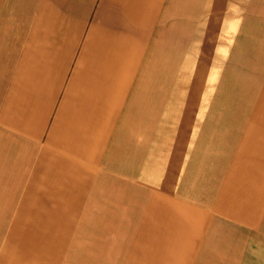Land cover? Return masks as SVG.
<instances>
[{
	"label": "crops",
	"instance_id": "obj_1",
	"mask_svg": "<svg viewBox=\"0 0 264 264\" xmlns=\"http://www.w3.org/2000/svg\"><path fill=\"white\" fill-rule=\"evenodd\" d=\"M7 10L0 264H264V0Z\"/></svg>",
	"mask_w": 264,
	"mask_h": 264
},
{
	"label": "rangeland",
	"instance_id": "obj_2",
	"mask_svg": "<svg viewBox=\"0 0 264 264\" xmlns=\"http://www.w3.org/2000/svg\"><path fill=\"white\" fill-rule=\"evenodd\" d=\"M12 15H14V12L12 13V11H5V12H1L0 16H2V19L0 21L4 22L5 19H11L12 18ZM10 220H9V224H10ZM3 237V236H2ZM0 239H1V236H0ZM6 256L8 257V254H6ZM47 260V259H46ZM49 260V259H48ZM49 262V261H48Z\"/></svg>",
	"mask_w": 264,
	"mask_h": 264
}]
</instances>
